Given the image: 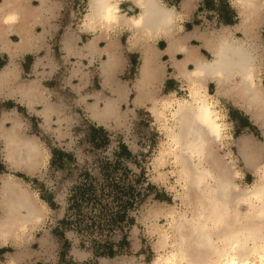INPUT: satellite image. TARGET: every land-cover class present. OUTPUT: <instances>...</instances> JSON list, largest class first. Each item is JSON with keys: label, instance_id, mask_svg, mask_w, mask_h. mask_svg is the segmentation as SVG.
Returning <instances> with one entry per match:
<instances>
[{"label": "rangeland", "instance_id": "1", "mask_svg": "<svg viewBox=\"0 0 264 264\" xmlns=\"http://www.w3.org/2000/svg\"><path fill=\"white\" fill-rule=\"evenodd\" d=\"M63 1L62 14L53 23L57 26L55 33H38L42 50L22 58L23 79H38L40 92L34 107L10 110V101H0V123L3 115L7 120L4 132L12 130L17 133L16 139L32 145L37 160L34 170L11 167L3 159L4 142L0 138L3 164L0 165V185L6 174L10 175L14 184L17 183V193L30 200L28 208L33 210L32 217L34 211L38 212L37 218L17 230L14 238L0 240V248H4L0 251V264L12 259L17 260V264H169L172 255L177 253L178 224L183 220L186 224L191 222L205 203V194L195 193L189 177L186 178L183 164L188 163L183 162L187 154L174 140V135L179 133L177 111L182 102L191 101L190 86L177 74L173 60L164 53V39H156L148 45L136 43L134 35L124 28L105 32L102 28L88 29L89 0ZM162 1L179 14L183 13L177 21L175 35L189 36L184 48H199L207 59L211 54L197 37L209 38L219 31L233 29L240 21L231 0H206L201 11L197 8L203 0H191L187 12L181 10L183 0ZM260 2L261 21L250 31L258 37L256 43L261 59L257 78L264 89V0ZM131 6L122 2V14L135 15L137 9ZM218 10L231 25L221 22ZM69 31L82 36L78 44L85 53L80 58L69 57L65 52V35ZM95 35L99 38L93 48L89 43ZM233 35L243 38L242 30ZM108 38L112 41L110 44ZM11 39L19 41L16 36ZM145 52L156 54L152 64L154 78L148 90L146 86L138 94L136 88ZM28 57L32 59L30 63ZM176 58L179 60L182 55ZM3 60L5 64L0 70L8 62L7 57L0 54V62ZM33 62L40 64L35 73L30 70ZM215 90L210 83L207 99L215 101L214 107L224 124L223 137L208 148L207 152L214 153L213 158L203 165L209 168V177L213 179L218 166L227 167L231 190L226 193L227 204L223 206L227 208L225 216L230 217L225 221L228 227L236 229V224L240 225L234 236L246 234L252 225L264 234V215L259 214L262 201L253 194L264 184L263 132L233 98L217 97ZM94 113L99 115L98 119L93 118ZM94 130L103 134L97 132L94 136ZM241 140H249L257 148V157L252 162L244 161L239 149ZM125 149L130 156L123 154ZM52 150L56 152L54 157ZM58 151L71 157H60ZM217 156L222 163L214 161ZM84 173L105 192L102 197L110 198L109 193L117 191L115 185L125 186L126 190L135 183L136 194L141 199L129 211L132 224L121 232L111 233V244L118 250L112 257L101 254L99 245H94L99 234L112 232L100 217L99 206L87 207L83 202L78 215L71 211L72 189L83 181ZM208 179L210 188L215 189V181ZM186 227L188 225L183 227L185 234L189 232ZM228 227L208 229L213 247H222L215 235ZM123 235L127 237V245L119 244ZM246 246L255 247L252 242H247ZM249 261L259 264L253 256Z\"/></svg>", "mask_w": 264, "mask_h": 264}, {"label": "bare ground", "instance_id": "2", "mask_svg": "<svg viewBox=\"0 0 264 264\" xmlns=\"http://www.w3.org/2000/svg\"><path fill=\"white\" fill-rule=\"evenodd\" d=\"M122 1L125 0H89L86 25L90 28L100 26L103 29L120 28L126 25L134 35L136 43L149 45L156 39L162 38L166 41V52L173 54L177 50L179 40L175 38V29L180 15L174 7L167 6L161 0H129L136 4L140 10L135 15L127 16L121 12L120 3ZM234 2L238 5L243 23L250 20L254 11H259L262 6L261 2L257 0H235ZM218 33L211 41L213 47L209 43L207 44L212 53L210 60L187 49L182 61L173 62L178 75L190 86L191 98V101L182 102L179 106L177 111L179 133L174 135L176 137L174 140L181 144L182 150L187 154L185 158L184 155H180L184 158L183 163L185 160L188 163L185 164L188 166L187 169V166L184 167L183 164V170L187 174L185 176L189 177V183L195 193L205 194V203L202 210L193 215L191 222L186 224L183 220L180 224L177 223L175 243L178 248L177 253L172 255L171 261H168L169 264H251L249 261L251 256L257 258L259 264H264V234L260 229L252 225L246 230V234L234 236L235 232H239L240 225L236 224L237 227L234 229L229 228V224L225 223L230 219L229 216H225L227 208L223 206L226 202L224 197L231 190L227 167L217 165V176L213 179L209 177V168L206 169L205 164L203 165L204 162H209L213 158L211 155L214 153L211 154L207 150L222 139L224 130L220 114L214 107L215 101L213 103L207 99L209 94L206 92V82L208 80L214 82L216 96L229 93L235 97V101L250 113L252 120L261 126L264 138V91L260 87L256 72L260 54H258L256 46L247 43L246 39L229 38L224 30ZM92 45L94 46V40L89 43V46ZM189 63H192V69L186 68ZM152 64L150 55L145 52L140 70L141 77L136 88L138 94H141V89L145 90L147 86L148 90V86L151 85V79L154 78ZM93 118L98 119L99 115L94 113ZM0 138L5 142L4 154L12 165L18 166L22 162L27 164L29 157L34 154L35 149L32 145L22 144L25 149H19L16 134L12 130L6 133L2 129ZM239 147L245 162L256 159L257 148L251 141L241 140ZM263 148L264 146L261 149ZM195 158L197 163H195ZM214 161L222 163L219 156L214 158ZM208 178L215 181V189L210 188ZM2 180L0 205L4 212L0 217V238L8 240L13 231L15 233L20 228L24 229L27 222L35 215L32 217L33 210L28 208L30 204L28 197L17 193V183L14 184L15 181L9 175H6ZM253 194L261 199L262 206L259 209V214L264 215V184L258 186ZM208 197L213 201H210ZM22 209H26V213L24 211L22 213ZM185 225H188L185 228L189 231L188 234L184 233ZM226 226L228 228L225 230ZM217 227H225L219 231L220 234L218 232L216 235L214 234L217 242L222 244L220 249L211 245L212 235L209 234L211 228ZM247 242H252L255 247L248 249ZM17 263V260L12 259L7 264Z\"/></svg>", "mask_w": 264, "mask_h": 264}, {"label": "crops", "instance_id": "3", "mask_svg": "<svg viewBox=\"0 0 264 264\" xmlns=\"http://www.w3.org/2000/svg\"><path fill=\"white\" fill-rule=\"evenodd\" d=\"M190 1L191 0H183V2L181 4L182 12H187V10L190 7V5H189ZM231 1L233 3L235 0H231ZM257 1L260 2V0H257ZM122 2L131 3L137 9V13L139 12L140 9L132 1L125 0ZM162 2L164 3V1H162ZM64 3L65 2L63 0H0V7H1L0 8V54L2 55V57L6 56L7 60H8L7 64L0 70V101H2V102L10 101L15 106H19V107L22 106V107H25L26 109H28L30 107H32V108L34 107L35 99L38 98V94L40 92L39 86H38V79H34V78L23 79L22 75L24 73V70L22 67V62H23L22 58L25 55L26 56L32 55V54L36 53L37 51L42 50V48L39 47V43H38L39 42L38 33H41V34H54L55 33V29H57V26L55 27V25H53V23L55 21H57V19L60 18V15L62 14V11L64 8ZM121 3H120V5H121ZM233 5L237 9L238 16L240 15L239 16L240 21H239V24L237 23L236 27H234L233 29L224 30L225 34H227V36L229 38H233V39H238V40L246 39L247 43H251L254 46H256L257 52L259 54V45L256 43V41L258 40V37H257V35L254 36V34H252L250 30L253 29L254 26H256L261 21L262 6H261L259 11H257V12L254 11L250 20H248L246 23H243L241 14L239 13V8L237 7L238 6L237 3L234 2ZM21 6H24V7H21ZM133 6H131V7H133ZM198 7H199V4H198ZM21 14H22V16H21ZM182 14L183 13L179 14L180 15L179 18L182 16ZM8 15L13 17V18L9 17ZM14 15H16V16L14 17ZM225 25H227V24H225ZM228 25H230V24H228ZM125 26L120 27V28L127 29L129 32H131L130 28L128 26H126V27ZM97 28H102V27H100V26L99 27L96 26L94 28L88 27V29H91V30H96ZM111 29L112 28H110V29H103L102 28L103 32L104 31H110ZM239 30H242L243 38L233 35L235 32H238ZM11 36H16L19 41L13 42L11 39ZM20 36H22V37H20ZM65 36H66L65 37V52L67 54H69V57L80 58L85 53V49L79 48V44H78V42L82 41V36L78 35L75 32H70V31L67 32ZM212 36L209 38H205L203 36L197 37V39L200 41V43L202 45H204V47H206V49L209 51L208 53H210L211 55H212L211 50H210V48H208L207 44L209 43V45H211V46L213 45V43H211V41L213 40V38L215 36L214 35H212ZM98 38H99L98 35H95L94 38L92 39V41L94 40V46H95L96 42L98 41ZM175 38L179 40L178 41L179 45L177 47V50H175L173 52V54H170V53L165 51L166 46L164 49V53L167 56H169V58L172 59L173 62L176 63L177 61H182L185 57V52L187 49L195 51L199 56L205 58L204 56L201 55L199 48H196V47L184 48V45H186V41L188 40L189 36H186V37L185 36H180V37L177 36L176 37V35H175ZM28 42H29V44H28ZM107 42L110 44V42H112V41H110V39H109ZM140 42H143V41L140 40ZM165 43H166V41H165ZM148 54L150 55L151 60L154 61L156 58V54H154V53L153 54L148 53ZM179 54L182 55V58L178 60L176 58V55H179ZM143 56H144V54H143ZM211 58H212V56H211ZM205 59L210 60L207 58H205ZM260 59H261V55H260L259 61H258L257 66H256L257 67L256 68L257 73H258V67L260 65L259 64ZM39 65H40L39 62H33V64L31 65V68H30L31 72L35 73L38 70ZM186 68L192 69L193 68L192 63L187 64ZM175 70H176V68H175ZM29 78H31V77H29ZM206 83H207L206 84L207 85V87H206L207 91L206 92H208V86L210 83H212L215 87L214 82H212L210 80H208ZM260 87L263 89L261 84H260ZM263 91H264V89H263ZM208 94H209V92H208ZM221 95H224L225 97H228V98L231 97L235 101V97L232 94L223 93ZM217 97H219V96H217ZM237 105L243 111H245L238 103H237ZM15 108L17 109V107H15ZM6 110L7 109L4 108L3 112H5ZM10 110H12V108ZM245 112L250 116V113H248L247 111H245ZM1 117L2 118H1V123H0V131L2 129L4 131V128H6L5 123L7 120L4 118V115ZM252 121L255 122L260 127V129L262 130L261 126L256 121H254V120H252ZM8 131H11V130H8ZM262 136H263V133H262ZM2 141L4 142L3 139H2ZM16 141H17V146L19 147V149H25L24 145H26V143H22L21 141H19V139H16ZM22 144H24V145H22ZM263 146H264V144H263ZM4 147H5V142H4ZM34 154H35V151H34ZM34 154H32V156L29 157L27 164L22 162L18 166L12 165L10 160L5 156V154H4L3 159L11 167L21 168V169L25 168L27 170H34L37 167V160H36ZM0 165H3L2 162H0ZM6 175H8V174H6ZM23 211H24V213H26V209H22V213H23ZM3 212H4V209L0 205V217L2 216ZM35 213L36 214H35L34 220L37 218V215H38L36 211H35ZM32 220H33V218L28 222H31ZM28 222H27V224H28ZM15 233L13 231V234L10 236V238H14ZM0 240H3V239L0 238ZM2 249H4V248H0V251Z\"/></svg>", "mask_w": 264, "mask_h": 264}, {"label": "trees", "instance_id": "4", "mask_svg": "<svg viewBox=\"0 0 264 264\" xmlns=\"http://www.w3.org/2000/svg\"><path fill=\"white\" fill-rule=\"evenodd\" d=\"M180 0H177V2H179ZM211 2L214 0H210ZM202 3L199 4V7L197 8V11H201L203 10V5L206 3V0L201 1ZM210 2V3H211ZM219 12V10H218ZM218 17H220V20L223 24H230L231 22H227V20H224L223 14L221 12H219V14L217 13ZM196 24V22H195ZM233 24V23H232ZM189 27H191L189 25ZM31 57L27 58V62L30 63L31 61ZM5 64V61H1L0 62V67H2ZM8 107L12 108V107H17V109L19 110L20 107L19 106H15L12 102H8ZM96 131V132H95ZM94 132L96 133L94 136L97 135V132H99L101 134L100 130H94ZM93 136V137H94ZM95 138V137H94ZM94 138H92L94 140ZM96 141V139H95ZM94 145L95 142L93 143ZM53 153V157L56 155L55 150H52ZM58 156L63 157L65 155V157H71L68 154H63L62 152H57ZM124 155L130 156V152L125 149L123 151ZM18 177H21L20 175H16ZM112 184V183H111ZM124 187H118L117 185L114 186V188L117 191H111L109 193V197H102L104 196L105 193L103 190H99L97 188V186L95 185L92 177H89L88 175H83V181L78 184L77 186H75L72 189V193L70 196L71 199V204H70V208L71 211H74L77 215H78V211L80 206L83 204V202H86L87 207L91 206V207H97L99 206L100 208V217L102 219H105V224L109 226V228L111 229L112 232H110V234H99L100 237L98 239H96L97 244L99 245L98 250L101 254L112 257L114 255L117 254L118 250L115 249V246H113L111 244V237L112 234L111 233H115L117 231L121 232L122 229L125 226H130L133 222L132 218L129 216L130 215V210L134 209L136 207V205L140 202L141 199H139V195L136 194L137 189H136V185L135 183L132 186H129L126 190H124ZM123 195H125V197H123ZM105 199H102V198ZM110 199V201H108ZM67 222V221H65ZM102 227V226H101ZM127 227V228H128ZM119 244H123V245H127V237L126 235H123L121 238V241L119 242Z\"/></svg>", "mask_w": 264, "mask_h": 264}]
</instances>
